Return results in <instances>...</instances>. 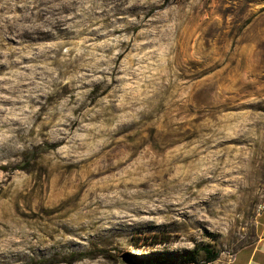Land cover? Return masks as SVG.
I'll return each instance as SVG.
<instances>
[{
  "label": "rangeland",
  "instance_id": "obj_1",
  "mask_svg": "<svg viewBox=\"0 0 264 264\" xmlns=\"http://www.w3.org/2000/svg\"><path fill=\"white\" fill-rule=\"evenodd\" d=\"M263 183L264 0H0V264H232Z\"/></svg>",
  "mask_w": 264,
  "mask_h": 264
},
{
  "label": "crops",
  "instance_id": "obj_2",
  "mask_svg": "<svg viewBox=\"0 0 264 264\" xmlns=\"http://www.w3.org/2000/svg\"><path fill=\"white\" fill-rule=\"evenodd\" d=\"M255 222L256 240L239 250L232 258V264H264V201Z\"/></svg>",
  "mask_w": 264,
  "mask_h": 264
},
{
  "label": "trees",
  "instance_id": "obj_3",
  "mask_svg": "<svg viewBox=\"0 0 264 264\" xmlns=\"http://www.w3.org/2000/svg\"><path fill=\"white\" fill-rule=\"evenodd\" d=\"M203 252L206 256V262L210 263L216 260L217 255H214L213 252L209 249H203ZM198 253L195 251H190L186 253V259L188 260L187 263H196L198 264L199 261L197 260Z\"/></svg>",
  "mask_w": 264,
  "mask_h": 264
},
{
  "label": "built area",
  "instance_id": "obj_4",
  "mask_svg": "<svg viewBox=\"0 0 264 264\" xmlns=\"http://www.w3.org/2000/svg\"><path fill=\"white\" fill-rule=\"evenodd\" d=\"M263 190H264V183H263ZM262 209V207H260V210Z\"/></svg>",
  "mask_w": 264,
  "mask_h": 264
}]
</instances>
